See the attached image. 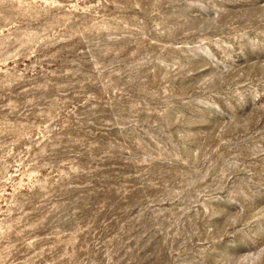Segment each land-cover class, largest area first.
Listing matches in <instances>:
<instances>
[{
  "label": "rangeland",
  "instance_id": "1",
  "mask_svg": "<svg viewBox=\"0 0 264 264\" xmlns=\"http://www.w3.org/2000/svg\"><path fill=\"white\" fill-rule=\"evenodd\" d=\"M0 264H264V0H0Z\"/></svg>",
  "mask_w": 264,
  "mask_h": 264
}]
</instances>
